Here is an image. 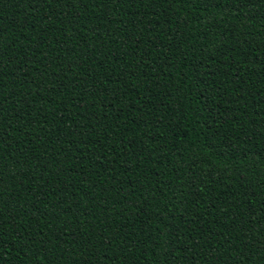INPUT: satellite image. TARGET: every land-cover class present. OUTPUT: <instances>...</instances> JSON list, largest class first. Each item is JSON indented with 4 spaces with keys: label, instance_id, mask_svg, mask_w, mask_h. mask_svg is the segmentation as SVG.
<instances>
[{
    "label": "trees",
    "instance_id": "1",
    "mask_svg": "<svg viewBox=\"0 0 264 264\" xmlns=\"http://www.w3.org/2000/svg\"><path fill=\"white\" fill-rule=\"evenodd\" d=\"M0 264H264V0H0Z\"/></svg>",
    "mask_w": 264,
    "mask_h": 264
}]
</instances>
